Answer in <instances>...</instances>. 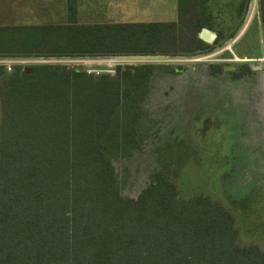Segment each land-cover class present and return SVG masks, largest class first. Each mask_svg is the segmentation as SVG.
I'll return each mask as SVG.
<instances>
[{"label":"trees","instance_id":"1","mask_svg":"<svg viewBox=\"0 0 264 264\" xmlns=\"http://www.w3.org/2000/svg\"><path fill=\"white\" fill-rule=\"evenodd\" d=\"M207 1L177 0L175 21L78 23L76 0H67L66 23L0 26V56L211 52L198 36L213 28ZM257 5L264 45V0ZM30 67L0 65V264H264L258 245L238 244L228 209L207 196L178 197L160 172L135 198L121 196L102 144L121 101L116 78Z\"/></svg>","mask_w":264,"mask_h":264},{"label":"rangeland","instance_id":"2","mask_svg":"<svg viewBox=\"0 0 264 264\" xmlns=\"http://www.w3.org/2000/svg\"><path fill=\"white\" fill-rule=\"evenodd\" d=\"M257 1L208 0L204 6L208 8L213 28L207 29L215 33L216 37L218 32H222L220 38L224 44L218 48L214 45V39L208 43L209 48L213 49L211 52L193 57L189 53H154L167 55L173 62H133L117 60L116 55H3L0 56V65L6 72H11L14 67L24 70L34 64H59L71 69L84 65V71L94 77L105 73L116 78L120 82L121 101L115 111V118L112 117L109 131L102 138V144L117 175L121 196L135 198L160 172L175 184L178 197L207 196L228 209L238 230V244H256L264 251V121L257 123L254 118L255 109L252 110L254 105L249 111L248 103L242 102L247 99L245 89L251 91L248 92L249 99L252 98L251 94L255 100L258 99L256 105L263 102V72L251 68L254 64L248 66L245 71L249 74H245L234 85L236 93H240L239 99L234 100L233 111L221 105V92L214 82L209 89L208 85L201 87L197 82H186L182 92L175 94L177 98L182 96L181 101L177 100L173 107H167L168 104L157 96L155 90L164 87L162 94L165 88H170L171 79L167 76L162 78V73L172 71V65H184L182 61L186 59L204 57L198 60L206 62L217 58L221 63L228 62L223 60L232 54L224 48L230 41L235 40L230 48L238 57L243 51L249 50L251 54H247L248 58H257L263 54L264 45L259 42L261 31ZM188 9L187 18L193 15L191 5ZM196 12L200 13V17L201 8H197ZM177 17V0H76L75 20L78 23L169 22L177 20ZM68 19L70 14L67 0H0V26L56 25L66 23ZM226 29L234 30L235 35L227 38L230 31ZM253 40L256 43L251 44ZM166 46L172 49L171 42L166 43ZM194 63L187 64L181 74L174 75L185 77L187 72L195 71L196 81L197 74L212 77L210 67ZM126 64L134 65L130 69L134 70V77L121 73ZM215 70L222 72L221 66L212 68V72ZM249 71L254 72L251 74ZM224 73L229 74L227 71ZM255 78L259 82H255ZM255 89L261 90L257 97L254 96ZM212 92L218 98L215 102L212 101ZM241 104L246 108L243 112ZM0 109H3L1 103Z\"/></svg>","mask_w":264,"mask_h":264},{"label":"flooded vegetation","instance_id":"3","mask_svg":"<svg viewBox=\"0 0 264 264\" xmlns=\"http://www.w3.org/2000/svg\"><path fill=\"white\" fill-rule=\"evenodd\" d=\"M242 33H243V31L241 32L239 37L242 35ZM249 37H250L249 39H251V36H249ZM249 39L247 40L248 43L250 42ZM254 39H255V36H254ZM260 41L262 42L261 39H259V42ZM247 42L245 43V45H247ZM253 43H256V40H253V42H251V44H253ZM251 48H252V46H251ZM246 54H251L250 50H249V52H246ZM240 58H241V60L234 61V62L224 61L226 63H221V61L217 58L209 59L206 62L186 59V60L182 61L183 63H185L184 65H179V64L178 65H172L171 66L172 71L168 72L167 74H164V72H163L162 76H161L162 78L167 76L168 79H171L172 85L170 88H165L162 91V94H161V90L164 87L160 88V89L158 87L157 89H155L157 96L161 97V99H163L165 101V103L168 104L167 107H173L177 104L176 103L177 100L181 101L182 96L177 98V96L175 94L177 92H182V89H184V87H186V82H189V84L197 82V84L201 87H204V85H208L207 89H209L211 87V84L214 82L217 85L219 91L221 92V94H220V97L222 98V100L220 101L221 105H223V107H226L227 109H230L231 111H233L232 107H233L234 100L239 99L238 95L240 93V92L236 93V88L234 87V85L236 82H239L244 77L245 74L246 75L249 74V73H247L248 71L247 72L245 71V69H244V72H242L243 66L247 65V67H248L251 64H254V65H251V68H255L256 70L262 71L264 74V63H262V62L249 63L250 61L247 60L248 57H244L242 55H240ZM165 61L166 62H173L174 60L169 57ZM115 62H118V61L115 60ZM194 62H196L198 64H200V63L205 64V65H207L208 68L210 67L209 69H210V73L212 74V77H210L211 75L209 77H204V76L197 74L198 78L196 77V79L198 81H196L194 79L195 78L194 75L196 74V73H194L195 71H193L192 73L187 72L185 77H182V75H178V76L174 75V74H181V71L185 69L187 64H195ZM146 63H148V62H146ZM150 63H152V62H150ZM116 66H118V65H116ZM214 66H218V67L221 66L223 73L221 72V70L220 71L215 70L214 72H212V68H214ZM125 68H126V65H125ZM192 68H194V67H191L190 69H192ZM225 71L229 72V74H225L224 73ZM253 72L254 71H252L250 73L253 74ZM192 79H194L195 81H193ZM262 79H264V75H263ZM191 81H193V82H191ZM254 81L259 82L258 78H255ZM260 81H261V79H260ZM262 82H264V81L262 80ZM254 91H255L254 92L255 97L260 95L259 93L261 92V90L255 89ZM248 92H251V91L250 90L246 91V89H245L244 94L246 93L247 99H243L242 102L246 101L248 103L249 111H250L251 107L254 105L252 107V110L255 109L254 113H255L256 117H254V118H256L257 123L259 121L260 122L264 121V100L260 105H256L258 102V99L256 98V100H255L254 97L252 96V94H251L252 98L249 99L250 93L248 94ZM215 94H216L215 92H212V94H211L213 102L218 100L217 95L215 96ZM171 100H173L172 103L170 102ZM169 102L171 105L169 104ZM242 106L243 105L241 104V112L246 110V108H244Z\"/></svg>","mask_w":264,"mask_h":264},{"label":"water","instance_id":"4","mask_svg":"<svg viewBox=\"0 0 264 264\" xmlns=\"http://www.w3.org/2000/svg\"><path fill=\"white\" fill-rule=\"evenodd\" d=\"M240 35V34H239ZM199 38L203 41L210 43L216 38V34L208 30L207 28H203L199 34ZM238 38V36H237ZM235 41V40H234ZM234 41H230L229 44H232ZM115 58L117 60H126V61H160V60H167L169 57L167 55H160V54H130V55H116ZM127 69H133V64H126ZM84 65H77L75 67L76 71H84ZM24 73L32 74L33 69L31 67L24 68Z\"/></svg>","mask_w":264,"mask_h":264},{"label":"built area","instance_id":"5","mask_svg":"<svg viewBox=\"0 0 264 264\" xmlns=\"http://www.w3.org/2000/svg\"><path fill=\"white\" fill-rule=\"evenodd\" d=\"M234 41V40H233ZM230 46H231V44H228V46H226V48H224V49H228V50H230V52H231V57L230 58H227V59H224L223 61H228V62H234V61H238V60H241V58L240 57H238L232 50H231V48H230ZM223 49V50H224ZM222 50V51H223ZM219 53V52H218ZM202 58H204V57H200V58H197V59H195V60H200V59H202ZM194 60V61H195ZM198 60V61H199ZM247 60H249V61H251V62H262V63H264V53L263 54H261L259 57H257V58H247Z\"/></svg>","mask_w":264,"mask_h":264},{"label":"crops","instance_id":"6","mask_svg":"<svg viewBox=\"0 0 264 264\" xmlns=\"http://www.w3.org/2000/svg\"><path fill=\"white\" fill-rule=\"evenodd\" d=\"M261 40H262V38H261ZM240 55H242V56H244V57H247V54H246V52H244V51H243V54L240 53Z\"/></svg>","mask_w":264,"mask_h":264}]
</instances>
